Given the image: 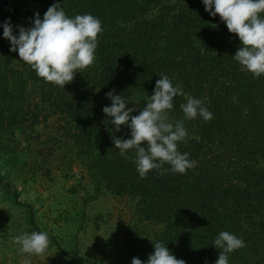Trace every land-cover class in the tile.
Masks as SVG:
<instances>
[{
  "label": "trees",
  "instance_id": "obj_1",
  "mask_svg": "<svg viewBox=\"0 0 264 264\" xmlns=\"http://www.w3.org/2000/svg\"><path fill=\"white\" fill-rule=\"evenodd\" d=\"M24 2L42 7L58 0ZM59 2L69 17L92 14L102 22L95 62L62 88L45 82L23 61L13 66L5 52L0 58V133L12 123L27 121L34 127L49 116H60L62 134L72 141L75 154L86 156L88 166L113 193L136 198L141 213L161 224L156 240L177 259L215 264L222 250L214 239L229 231L246 244L229 253V264H264V74L254 77L241 71L234 59L242 46L239 37L218 14L210 15L202 0ZM8 17L14 18L4 13L0 20ZM159 74L201 99L213 119H184L180 105L186 98L177 95L169 119H184L188 135L178 148L197 162L196 167L180 174L165 164L169 171L163 175L152 170L141 178L135 150L125 158L113 137L102 139L109 126L92 101L108 98L105 93L113 91L146 103ZM114 136L131 138L127 132ZM7 174L0 175V189L15 201L16 186ZM28 215L33 222L30 208ZM138 242L142 245L121 248L122 260L113 264L133 257L146 264L154 244L148 238ZM74 260L87 261L80 256Z\"/></svg>",
  "mask_w": 264,
  "mask_h": 264
},
{
  "label": "rangeland",
  "instance_id": "obj_2",
  "mask_svg": "<svg viewBox=\"0 0 264 264\" xmlns=\"http://www.w3.org/2000/svg\"><path fill=\"white\" fill-rule=\"evenodd\" d=\"M49 7L24 0H0V17L12 14L13 34L18 36L17 26H33V9L42 19ZM3 24L0 20V58L7 52L11 64L18 67L22 60L18 52L10 51ZM127 97L128 107L138 106L132 115L146 106L137 96ZM92 105L109 126L103 140L122 132L130 135L127 125L117 132L115 125L108 123L114 118L103 108L111 106L110 98L95 99ZM62 125L64 120L52 115L34 127L27 121L12 123L0 133V175L8 173L17 190V198L11 201L0 189V264H23L26 259L31 264H85L76 262L74 256L88 264H113L122 260L119 252L125 245L141 246L138 239L157 241L161 224L141 213L135 197L115 194L105 186L88 166L86 156L75 154L72 141L62 134ZM33 231L49 234L50 245L43 255L30 256L14 243L16 236ZM151 247L152 254L155 249ZM123 264H132V258Z\"/></svg>",
  "mask_w": 264,
  "mask_h": 264
},
{
  "label": "clouds",
  "instance_id": "obj_3",
  "mask_svg": "<svg viewBox=\"0 0 264 264\" xmlns=\"http://www.w3.org/2000/svg\"><path fill=\"white\" fill-rule=\"evenodd\" d=\"M205 10L213 17L217 14L226 23L230 33L239 37L241 47L234 59L239 62L241 71H248L254 77L264 74V0H202ZM214 9V10H213ZM3 37L10 41V51L18 52L19 59L31 66L36 75L45 82L62 88L74 80L77 72L94 64L99 34L103 32L102 22L92 14H77L74 18L66 15L61 3L51 5L43 18L35 13L33 26L19 28V35L13 34L10 18L4 22ZM154 93L149 96L146 106L139 114L132 115L137 107H128L129 97L115 95L113 91L105 93L111 99V106H105L103 112L111 118L108 123L115 125L119 132L127 125L131 138L113 136L115 148L120 155L128 158L127 153L135 150L134 162L141 178L149 171L158 170L160 175L169 171L186 174L188 169L196 167L197 162L189 159L188 153H181L178 143L188 135L184 119H195L198 115L205 121L213 119V114L199 98L183 91L181 84L173 85L166 74H159ZM184 96L186 103L180 108L184 119L175 123L169 119L173 101ZM111 131V129H109ZM146 144V147L141 146ZM20 251L28 255H43L50 245L46 231H33L14 238ZM154 253L149 255L146 264H186L177 259L162 242H155ZM213 244L221 249L215 264H229V253L246 246L242 238L229 231H221ZM23 264H31L25 260ZM132 264H145L133 257ZM207 264V262H205Z\"/></svg>",
  "mask_w": 264,
  "mask_h": 264
}]
</instances>
